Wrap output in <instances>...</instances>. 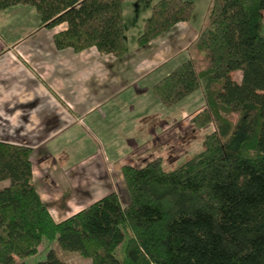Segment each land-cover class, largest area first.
Segmentation results:
<instances>
[{"label": "trees", "instance_id": "obj_1", "mask_svg": "<svg viewBox=\"0 0 264 264\" xmlns=\"http://www.w3.org/2000/svg\"><path fill=\"white\" fill-rule=\"evenodd\" d=\"M140 0H0L33 8L57 50L126 55L123 5ZM189 0L152 5L136 43L144 47L190 22ZM264 0H211L189 58L152 86L169 108L203 89L194 116L203 149L171 170L160 157L121 168L127 201L110 192L63 221L34 186L32 150L0 141V264H25L43 239L90 264H264ZM240 74L236 80L233 75ZM37 264H66L50 249Z\"/></svg>", "mask_w": 264, "mask_h": 264}, {"label": "rangeland", "instance_id": "obj_2", "mask_svg": "<svg viewBox=\"0 0 264 264\" xmlns=\"http://www.w3.org/2000/svg\"><path fill=\"white\" fill-rule=\"evenodd\" d=\"M158 1L140 0L124 3L126 55L118 58L117 62L112 56L102 55L95 50L84 53V110L82 109L84 113L79 114L84 116L77 117L76 121L80 119L79 125L72 126L77 139L69 146H62L59 154L47 155L45 162L44 156L42 157L41 165L47 167V164L52 162L55 170L61 172L63 176L67 173L70 175L80 173L83 167L85 172L89 167L96 172V176H91L89 181L94 186L97 185L99 194L90 193V186H86L87 188L78 194L84 208L101 197L100 193L115 192L122 202L127 201L123 176L114 179L116 185L114 191H111L107 182L115 167L129 163L136 151L137 156L130 164L133 162H139L137 165L146 164L160 157L165 169L171 170L198 155L203 149L204 134L213 129L198 128L193 123L194 116L205 106L203 89H198L182 102L169 108L161 105L152 94V85L174 67L189 58H196L195 60L199 61L202 57L195 55L192 42L181 48L175 39L185 35L179 33L181 27L187 30L188 40L197 35L196 31L202 33L207 25L211 0H189L195 5L190 22L178 23L176 29L174 27L167 32L171 31L168 38L159 37L148 45L139 47L136 39L142 32L152 5ZM24 8L33 10L31 7ZM37 20L38 15L35 14L25 17L19 24H8L15 35L28 30V33L30 32L28 38L45 40L46 35L36 29ZM64 27L65 25L56 27L55 32L64 30ZM261 34L264 36V26L261 28ZM63 55L66 56L67 53ZM93 58L98 59V64ZM233 77L239 80L240 74L235 73ZM82 160L83 166L79 164ZM98 169H106V176ZM5 184H8L7 181L0 182V188L6 186ZM66 187L65 191L57 186L56 192L66 193L64 195L66 197L73 188L68 185ZM65 203V199H60L57 204L62 208L66 207ZM59 214L63 215L60 212ZM61 217L63 218L56 217V220L59 221ZM50 249L54 250L66 264H90L89 259L76 252L64 251L56 240L49 239H43L36 255L26 258L23 262L37 264L45 258Z\"/></svg>", "mask_w": 264, "mask_h": 264}, {"label": "crops", "instance_id": "obj_3", "mask_svg": "<svg viewBox=\"0 0 264 264\" xmlns=\"http://www.w3.org/2000/svg\"><path fill=\"white\" fill-rule=\"evenodd\" d=\"M24 7L27 6H14L0 11V141L32 150L30 160L34 186L40 199L47 204L54 221L60 222L84 209L78 194L82 193L81 190L86 189V186H90V193L99 194L97 185L94 186L89 181L91 176H96V172L90 167L86 172L83 167L80 173L72 175L67 173L63 176L61 172L55 170L52 162L47 164V167L41 165L43 156L45 162L47 155L59 154L62 146H69L77 139L72 126L79 125L80 119L76 121V118L84 116L79 115L84 110V53L98 51L94 48L80 53H74L71 49L57 50L52 39L57 33L56 27L46 29L42 27L40 20L36 22V29L46 35L45 40L28 38L30 33L28 30L15 35L8 23L19 24L25 17L37 14L33 8L28 10ZM13 17L16 18L12 19ZM201 24L202 22L200 26ZM186 31L181 27L179 33L185 35L175 39L181 48L190 42L194 45L198 38L199 33L196 31L197 35L188 40ZM169 34L171 31L158 38H168ZM46 47L48 48L45 49ZM63 53L67 55L64 56ZM112 57L117 62L118 58ZM94 60L98 64V59ZM136 153L137 151L129 163L115 167L113 174H110L107 183L111 191H114L116 186L114 179L122 176L123 166L139 168L144 165L142 163L137 165L139 162L130 164L137 156ZM61 157L65 160L63 155ZM57 164L61 167L58 161ZM79 164L83 166L84 160ZM98 171L106 176V169ZM67 185L73 187L71 192L76 194L70 192L64 197L66 193L56 192L57 186L66 191ZM105 195L100 193L101 197ZM60 199L66 200V207L60 208L61 206L57 204ZM60 216L63 218L57 221L56 217Z\"/></svg>", "mask_w": 264, "mask_h": 264}]
</instances>
